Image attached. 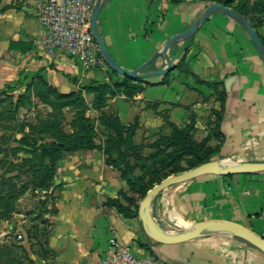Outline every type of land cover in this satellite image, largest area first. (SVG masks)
<instances>
[{
  "label": "crops",
  "instance_id": "obj_1",
  "mask_svg": "<svg viewBox=\"0 0 264 264\" xmlns=\"http://www.w3.org/2000/svg\"><path fill=\"white\" fill-rule=\"evenodd\" d=\"M38 1L0 0V86L17 78L21 68L24 76L40 74L62 91L80 88L71 77L80 83L122 76L110 65L85 68L80 60L63 53H44L36 44L42 34ZM210 2L104 0L99 28L117 60L135 68L162 49L173 35L190 27ZM255 27L264 41V24ZM12 40L31 42L32 48H10ZM167 55L173 66L184 60L188 73L183 77L196 94L201 90L193 105L208 103L220 110L221 139L208 142L221 143L213 159L224 164L264 161V57L249 30L236 18L215 9L194 34L174 43ZM178 72L176 66L165 80L162 78L167 72L159 77L145 76L157 82L143 83L140 96L177 101L181 82L174 75ZM214 80L222 96L207 100L203 93L214 91L209 86ZM56 171L54 184L59 190L52 211L44 216L49 229L43 239L50 252L41 254L37 252L38 241L21 239L27 250L26 264H101L111 237L129 242L139 254L155 256L159 264H264L263 250L231 232H211L176 242L155 237L140 215L127 216L108 202L109 197H117L129 204L120 194L121 189L128 191V183L107 163L99 147L64 152ZM150 210L156 223L171 233L219 221L239 223L264 235V170L198 175L161 190Z\"/></svg>",
  "mask_w": 264,
  "mask_h": 264
},
{
  "label": "rangeland",
  "instance_id": "obj_2",
  "mask_svg": "<svg viewBox=\"0 0 264 264\" xmlns=\"http://www.w3.org/2000/svg\"><path fill=\"white\" fill-rule=\"evenodd\" d=\"M233 6L255 26L264 24V0H235ZM164 61L165 56L142 70L157 67ZM109 65L107 61L106 66ZM176 66H179V72L174 78L177 76L181 82L177 101L147 100L140 96L143 83L157 82L149 78L116 83L122 76L111 77L105 81L109 85L101 91L82 88L84 101H74L71 100L74 95L61 94L69 91H62L40 74L32 78L24 76L22 68L17 78L0 86V264L24 261L25 252L16 244L21 239L37 242L38 237L44 238L49 229L44 216L52 211L53 199L59 190L54 184L57 171L51 179V157L39 158L36 152L28 151L34 138L51 140L67 134L73 138L88 125L94 131L95 140L104 143L108 134L116 133L106 118L119 125L125 134L138 122L133 137L134 142L142 147L133 151H140L142 157L134 155L132 159L137 164L136 172L142 175L149 189L165 176L181 171L171 170L186 169L196 162L192 141L220 149L219 142H215L216 146L208 144L211 138L221 139L218 128L220 110L208 103L193 105L202 92L199 90L196 94L183 77L188 73L184 60H179L162 80L168 78ZM209 86L214 91L203 95L207 100L209 97L219 100L222 93L217 80L210 81ZM173 124L182 130L180 142L168 146L161 142V138L172 133ZM221 163L224 164L218 160V164ZM20 232L22 238L18 236Z\"/></svg>",
  "mask_w": 264,
  "mask_h": 264
},
{
  "label": "trees",
  "instance_id": "obj_3",
  "mask_svg": "<svg viewBox=\"0 0 264 264\" xmlns=\"http://www.w3.org/2000/svg\"><path fill=\"white\" fill-rule=\"evenodd\" d=\"M171 1L173 3H179L182 2L183 0H171ZM217 1L230 5L240 13L244 14L238 8L233 6V2L235 0H217ZM261 38L263 39L262 35ZM10 48H19L23 51H27L32 48V44L31 42L24 40H12L10 42ZM110 67L112 66L110 65ZM112 69L115 72L122 75V79L121 80L117 79L115 81L116 83L127 82V81L129 82V80L132 79L144 80L143 79L144 77L133 78L129 75H124L120 73L114 67H112ZM71 78L75 83L79 84L80 88L76 90H71L69 92H61V94L74 95L73 99H71L74 101H77L79 99L81 101H84L83 94L81 91L82 88H86L88 91H94V90L101 91L106 86L109 85L108 82H102L97 79H90L86 82L79 83V80L77 78H73V77ZM143 87L144 86L142 85L141 89ZM106 120L108 122L107 123L108 125L113 126V128H115L116 133L108 134V137L104 143H98L93 137V132H94L93 129L90 126L85 125L84 127L85 131H82L78 136L73 138H71V136H69L68 134L62 135L59 138H54L51 140L39 141L37 138H34V141L32 142L31 145V149H28V151L36 152L39 158L45 159L51 157L52 163L50 167V174L52 179L53 174L56 172V168L58 164L57 159H60L64 154V152L83 149V148H95V147L102 148L106 154L107 163L117 168L121 172L122 177L126 179L128 183V191L121 189L120 194L129 201V204L123 203L120 200V198L117 197H109L108 202L112 205H115L121 212H123L127 216H137L139 215L140 203L147 195L149 189L146 186L145 182L143 181L142 175L136 172L137 164L133 162L132 159L134 155L137 157H142L140 153H138L140 151L138 152L133 151L134 148L140 149V147H142L141 145H138L134 142V137H133L136 128L138 126V122H135L131 127H129L126 130V134H125L124 131L119 127V125H117L111 119L106 118ZM181 132L182 130L176 124H173L172 133L170 135H164L161 138L162 140L161 142L165 143L168 146L178 144L180 142L179 138ZM86 134L88 135V137H85ZM192 146L195 147L196 150L195 155L197 157L196 162H193L192 166L212 160L213 154L217 151L216 149L213 148L211 149L210 147H207L209 146L207 144L205 145L202 143L197 144L195 141H192ZM179 170L182 171L185 169L184 168L174 169L171 170V172L179 171ZM132 205H134L135 208H133ZM38 239H39L38 242L40 243V247L39 249H37V252H41V254L47 255L50 252L49 249L45 246L47 240L43 239L41 236H39ZM16 247L23 248V251L25 252V256L27 255V250L23 243L18 242L16 244ZM23 259L24 261L18 264H26L25 257Z\"/></svg>",
  "mask_w": 264,
  "mask_h": 264
},
{
  "label": "water",
  "instance_id": "obj_4",
  "mask_svg": "<svg viewBox=\"0 0 264 264\" xmlns=\"http://www.w3.org/2000/svg\"><path fill=\"white\" fill-rule=\"evenodd\" d=\"M104 0H97V3L94 7L92 13V31L93 34L99 44L100 50L108 63L117 69L120 73L124 75H129L131 77H145L154 74H162L170 71L173 68L172 61L170 57L167 55L169 48L179 41L180 39L192 35L195 33L198 26L205 21V19L209 16L210 13L215 9H220L225 13L231 15L240 21L250 32L253 40L255 41L258 49L262 53L264 57V41L261 38L256 27L252 24L249 18L241 14L234 7L224 4L218 1H211L208 7L205 9L201 15L195 20V22L188 27L187 29L173 35L164 45V47L160 50L155 51L149 58H147L143 63L135 68H127L122 65L117 58L113 55L111 49L106 43L101 30L99 28L98 17L103 5ZM164 55L165 61L164 66L157 69H149L142 70L145 66L149 65L158 55ZM246 170H264V161H239L237 163H229V164H218L217 159H212L210 161L202 162L185 170L171 173L164 178H162L159 182L155 183L153 187H151L145 196V198L141 201L139 206V215L143 221L144 226L158 239L176 242L183 241L195 237H199L211 232H231L235 233L244 239L250 241L261 250L264 251V235L258 234L253 231L251 228L235 223V222H204L195 225L193 228L180 231L178 233H171L167 230L162 229L154 220L151 213V204L158 195V193L166 188L167 186L191 179L198 175L214 172L218 174H228L237 171H246Z\"/></svg>",
  "mask_w": 264,
  "mask_h": 264
},
{
  "label": "built area",
  "instance_id": "obj_5",
  "mask_svg": "<svg viewBox=\"0 0 264 264\" xmlns=\"http://www.w3.org/2000/svg\"><path fill=\"white\" fill-rule=\"evenodd\" d=\"M97 0H39L38 21L42 34L36 44L47 55L63 53L82 62L85 68L106 67L92 31V13ZM22 237V233L18 234ZM101 264H159L151 254H139L119 237H111Z\"/></svg>",
  "mask_w": 264,
  "mask_h": 264
}]
</instances>
